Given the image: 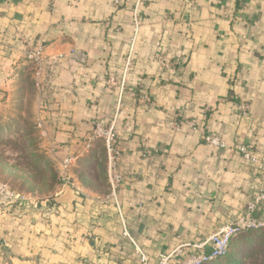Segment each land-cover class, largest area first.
I'll return each mask as SVG.
<instances>
[{"label":"crops","instance_id":"1","mask_svg":"<svg viewBox=\"0 0 264 264\" xmlns=\"http://www.w3.org/2000/svg\"><path fill=\"white\" fill-rule=\"evenodd\" d=\"M112 2L0 0V78L9 49L20 60L19 34L44 46L52 142L82 144L93 122L115 120L124 178L116 202L100 200L80 174L40 208L0 213V264H142L134 243L157 264L236 220L264 183L255 165L202 141L205 131L264 152V0H143L123 93L107 80H123L132 2ZM139 86L148 101L131 97ZM193 118L204 131L171 125ZM249 248L232 246L239 257L224 264L246 261Z\"/></svg>","mask_w":264,"mask_h":264},{"label":"rangeland","instance_id":"2","mask_svg":"<svg viewBox=\"0 0 264 264\" xmlns=\"http://www.w3.org/2000/svg\"><path fill=\"white\" fill-rule=\"evenodd\" d=\"M24 49L19 43V50L15 51L21 55L18 61L9 49L12 63L0 78V182L8 184L14 193L28 200L12 209L40 208L63 186L73 185L74 176L80 174V181L83 179L95 192L103 194L100 200H109L111 186L107 149L102 140L92 139L94 122L82 144L52 142L43 121L45 103L41 94V78L36 64L27 58L28 48ZM124 69L123 62L122 74ZM132 93L136 95L131 94V97L139 101L147 96L140 86ZM68 149L75 156L67 157L70 155ZM63 158L67 159L63 161ZM123 182L124 178L121 184ZM248 237L254 239L256 236L249 234ZM249 238L246 239L248 245L251 244ZM238 239L232 246L238 247L245 241V238Z\"/></svg>","mask_w":264,"mask_h":264},{"label":"built area","instance_id":"3","mask_svg":"<svg viewBox=\"0 0 264 264\" xmlns=\"http://www.w3.org/2000/svg\"><path fill=\"white\" fill-rule=\"evenodd\" d=\"M5 1L13 2L14 0ZM126 1L132 2V36L130 38L128 54L124 59L125 69L123 80L120 84L113 78H109L107 80V86L110 90L120 87L121 93L124 91L126 78L135 61L136 43L141 26L140 8L143 4V0H113L112 7L117 10L121 7L122 3ZM215 1L217 3H221L223 0ZM48 2L53 7L55 0H48ZM18 42L25 49L28 48V50H26L27 58L36 64L38 77H41L45 70V47L42 45L32 47L34 46L33 43L24 34L18 35ZM158 62L163 65L164 58L159 57ZM132 94L133 96L136 95L135 93ZM146 100L147 98L142 97L141 102H145ZM238 104L243 115L247 116L249 113V104L246 101L240 100L239 97ZM117 107V112H119L120 103ZM206 112H211V109L207 107ZM181 123L188 126V128L192 131H204L202 128L204 124L200 123L196 118L182 120L181 122L174 120L171 122V125L177 131L179 130V125ZM93 124L94 132L92 139L102 140L107 149L108 177L111 186V194L109 198L116 202L123 180V176L118 168V160L121 154L120 150L116 147V121L113 120L107 124L94 122ZM202 133V141L207 146L214 147L220 152H230L236 154L249 163L255 165L258 171L261 174H264V152H262L261 155H257L250 144L243 143L230 145L224 139L213 133L205 131ZM67 162L69 161H66L65 163ZM27 202L28 200L26 198L14 193L8 184L0 182V213H4L8 209L16 208L17 206H21ZM122 221L125 235L133 242L129 236L128 228L123 216ZM258 232L264 233V183L261 185V188L255 192L251 201L246 204L244 212L237 217L236 220L220 228L218 231L214 232L199 243L184 244L177 247L171 253L161 254L158 257L157 264H215L222 260V258H224L231 251L234 241L238 238ZM134 245L136 252L141 259V263L151 264L148 257L140 250V248L135 243Z\"/></svg>","mask_w":264,"mask_h":264},{"label":"trees","instance_id":"4","mask_svg":"<svg viewBox=\"0 0 264 264\" xmlns=\"http://www.w3.org/2000/svg\"><path fill=\"white\" fill-rule=\"evenodd\" d=\"M71 155H68L67 157H69ZM65 161L67 158H63ZM255 238L254 239H250L248 237V235H245L240 237L239 239H243L245 238L242 243V245H246L249 246V250L245 252V259L246 261L241 262L240 264H264V233L263 232H258L255 233ZM249 238V240H251V242L249 241V243H251L250 245L247 244L248 241H246V239ZM238 239V240H239ZM238 256V252L232 253L231 251L224 257L222 258V260H220L219 262L215 263V264H224L226 261H229L231 258L232 260L237 259Z\"/></svg>","mask_w":264,"mask_h":264}]
</instances>
